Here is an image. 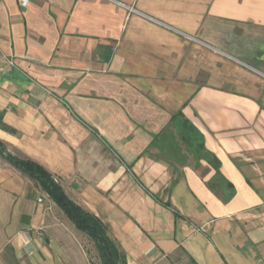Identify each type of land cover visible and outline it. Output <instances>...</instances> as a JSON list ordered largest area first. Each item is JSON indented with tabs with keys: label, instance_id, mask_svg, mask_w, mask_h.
I'll use <instances>...</instances> for the list:
<instances>
[{
	"label": "crops",
	"instance_id": "1",
	"mask_svg": "<svg viewBox=\"0 0 264 264\" xmlns=\"http://www.w3.org/2000/svg\"><path fill=\"white\" fill-rule=\"evenodd\" d=\"M22 1L0 0L7 152L54 177L125 264H264V0ZM178 115L218 160L228 202L178 140ZM7 250L19 264H100L0 156V261Z\"/></svg>",
	"mask_w": 264,
	"mask_h": 264
},
{
	"label": "trees",
	"instance_id": "2",
	"mask_svg": "<svg viewBox=\"0 0 264 264\" xmlns=\"http://www.w3.org/2000/svg\"><path fill=\"white\" fill-rule=\"evenodd\" d=\"M172 125L177 131L178 140L185 146L186 152L192 155L196 162L205 160L215 171L208 187L216 194H220L224 203L228 202L233 195L232 189L223 181L219 173L218 160L205 150L202 137L180 115L173 117ZM160 139L168 144L166 147L167 156L174 155L168 151H176L180 157L178 160L182 159L181 164L186 162V155L181 154V150L175 142V136L170 130H165ZM0 156L15 169L37 182L40 189L63 212L75 228L92 242L100 264H125L123 253L109 238L103 224L91 213L71 202L58 182L43 167L33 161L11 155L1 142Z\"/></svg>",
	"mask_w": 264,
	"mask_h": 264
},
{
	"label": "rangeland",
	"instance_id": "3",
	"mask_svg": "<svg viewBox=\"0 0 264 264\" xmlns=\"http://www.w3.org/2000/svg\"><path fill=\"white\" fill-rule=\"evenodd\" d=\"M0 264H19L12 254L7 250L5 253L2 255Z\"/></svg>",
	"mask_w": 264,
	"mask_h": 264
},
{
	"label": "built area",
	"instance_id": "4",
	"mask_svg": "<svg viewBox=\"0 0 264 264\" xmlns=\"http://www.w3.org/2000/svg\"><path fill=\"white\" fill-rule=\"evenodd\" d=\"M25 4H26V1L23 0L22 3H21V5L24 6Z\"/></svg>",
	"mask_w": 264,
	"mask_h": 264
}]
</instances>
